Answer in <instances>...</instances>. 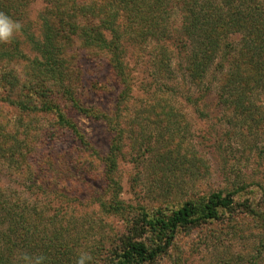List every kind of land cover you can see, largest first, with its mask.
Wrapping results in <instances>:
<instances>
[{
    "label": "trees",
    "instance_id": "1",
    "mask_svg": "<svg viewBox=\"0 0 264 264\" xmlns=\"http://www.w3.org/2000/svg\"><path fill=\"white\" fill-rule=\"evenodd\" d=\"M34 1L0 0V12L17 20L18 15L29 13ZM43 3L39 13L40 35L30 27H24L22 32L32 44L33 56L24 52L19 35L10 44H0V159L28 174L35 187L46 189L51 185L39 181V173L46 170L47 162L42 146L66 134L86 147L91 146L71 110L107 119L114 136L104 162L107 192L113 196L102 201L101 206L107 215L122 214L125 218L121 228L113 229L109 243L92 250L91 264H159L181 233L236 212L259 218L264 229V194L256 203L254 197H235L238 191L215 190L185 200L175 208L147 209L124 204L118 198L119 182L113 177L123 133L120 114L134 88V75L126 61L127 44L138 48L156 45L159 68L170 74L172 62L168 53L174 47L194 82L200 84L209 72L218 73L215 89L218 101L242 113H251L255 107L251 98L264 94V0H43ZM178 16L181 30L176 29ZM218 56L220 61L212 69ZM104 59L121 87L113 115L86 106L76 91L88 71L82 61L96 65L103 64ZM179 64L183 67V63ZM209 87L200 89V96L209 94L212 91ZM155 111L157 118L165 115L161 113L164 109ZM41 116L50 118L49 126L41 124ZM39 207L8 195L0 185V264H15L13 258L21 251L43 254L48 264H75L69 259L66 241L54 250L31 237L40 231ZM51 222L57 229L49 239L54 242L62 231L57 227L62 217L54 214ZM60 238L62 241L59 235Z\"/></svg>",
    "mask_w": 264,
    "mask_h": 264
},
{
    "label": "rangeland",
    "instance_id": "2",
    "mask_svg": "<svg viewBox=\"0 0 264 264\" xmlns=\"http://www.w3.org/2000/svg\"><path fill=\"white\" fill-rule=\"evenodd\" d=\"M43 7V0H35L29 13L18 15L17 21L40 35ZM180 24L178 16L176 29L181 30ZM22 32V48L31 57L35 52ZM169 51L173 75L159 68L156 45L138 48L127 44L126 61L134 75V88L120 114L123 133L113 174L120 185L118 198L126 205L170 209L185 200L225 190L238 191L237 198L254 197L257 203L264 194V94L251 98L255 105L251 113L221 104L215 94L220 75L209 72L200 84L194 82L184 59L174 47ZM102 61L96 65L82 61L88 71L76 91L86 106L113 115L121 87L107 59ZM217 61L220 56L212 69ZM204 86L212 91L200 96ZM191 95L197 97L190 99ZM156 108L164 109L161 113L165 115L157 118ZM71 115L91 146L82 145L70 134L42 146L47 162L39 181L51 187H35L28 174L1 159L0 185L8 195L40 205V231L31 237L54 250L66 241L69 259L75 263L81 251L91 253L98 245L109 243L113 229L121 228L125 216L107 215L101 206L113 196L107 192L104 162L114 136L107 119L75 110ZM39 120L50 125L48 116ZM57 213L62 217L57 226L62 231L51 242L57 230L51 218ZM159 264H264V229L260 219L250 214H227L181 233Z\"/></svg>",
    "mask_w": 264,
    "mask_h": 264
},
{
    "label": "clouds",
    "instance_id": "3",
    "mask_svg": "<svg viewBox=\"0 0 264 264\" xmlns=\"http://www.w3.org/2000/svg\"><path fill=\"white\" fill-rule=\"evenodd\" d=\"M23 24L14 20L4 12H0V44H10L22 32ZM92 256L88 251H81L75 264H91ZM15 264H48V258L43 254H33L21 251L15 259Z\"/></svg>",
    "mask_w": 264,
    "mask_h": 264
}]
</instances>
